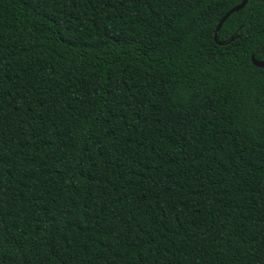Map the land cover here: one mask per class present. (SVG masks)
<instances>
[{"label":"trees","instance_id":"obj_1","mask_svg":"<svg viewBox=\"0 0 264 264\" xmlns=\"http://www.w3.org/2000/svg\"><path fill=\"white\" fill-rule=\"evenodd\" d=\"M239 2L0 0V264H264V0L214 39Z\"/></svg>","mask_w":264,"mask_h":264},{"label":"water","instance_id":"obj_2","mask_svg":"<svg viewBox=\"0 0 264 264\" xmlns=\"http://www.w3.org/2000/svg\"><path fill=\"white\" fill-rule=\"evenodd\" d=\"M247 0H241V2H239L237 5L231 7L219 20V22L217 23V26L215 28V33H214V39L216 40V31L220 28V26L222 25V23L225 21V19L233 12L238 11L239 9H241L245 4H246ZM219 43V42H218ZM251 61L255 66L264 68V59L262 60H258L255 58L254 54L251 55Z\"/></svg>","mask_w":264,"mask_h":264}]
</instances>
